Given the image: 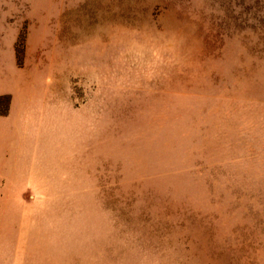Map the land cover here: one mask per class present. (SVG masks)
<instances>
[{
  "label": "rangeland",
  "instance_id": "obj_1",
  "mask_svg": "<svg viewBox=\"0 0 264 264\" xmlns=\"http://www.w3.org/2000/svg\"><path fill=\"white\" fill-rule=\"evenodd\" d=\"M0 33V264H264V0H0Z\"/></svg>",
  "mask_w": 264,
  "mask_h": 264
},
{
  "label": "crops",
  "instance_id": "obj_2",
  "mask_svg": "<svg viewBox=\"0 0 264 264\" xmlns=\"http://www.w3.org/2000/svg\"><path fill=\"white\" fill-rule=\"evenodd\" d=\"M10 38L0 33V96L11 91ZM13 69H15L13 67ZM7 116L0 115V166H19V153L11 151L20 145L18 133L10 135ZM9 122V121H8Z\"/></svg>",
  "mask_w": 264,
  "mask_h": 264
}]
</instances>
